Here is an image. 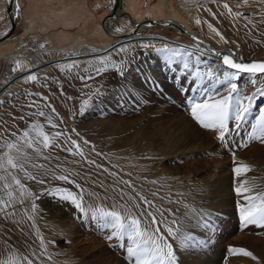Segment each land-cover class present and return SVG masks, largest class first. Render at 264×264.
Wrapping results in <instances>:
<instances>
[{
    "label": "rangeland",
    "instance_id": "374dc122",
    "mask_svg": "<svg viewBox=\"0 0 264 264\" xmlns=\"http://www.w3.org/2000/svg\"><path fill=\"white\" fill-rule=\"evenodd\" d=\"M166 1L177 6L176 0L133 2L140 12H144L146 8L162 6ZM225 1L233 2L230 3L231 9L235 7L232 14L219 3L207 1L206 5L202 3L204 6L194 5L191 16L199 19V25L204 27L212 24L220 33L216 35L218 38L227 37L221 40H228L231 49L237 47V59L264 58V4L260 0H249L247 4L243 0ZM121 2L117 6L120 13L113 17L109 15L113 0H86V7L95 14L109 39L118 37L109 35L104 26L107 19H111V26L122 29L124 33L130 26L137 27L130 21V18L137 21L135 14L130 12V6H121ZM17 4L19 12H22L26 0H17ZM236 12L242 15L236 17ZM225 17L231 24L221 32ZM3 22H9L6 15ZM79 22L71 26L57 23L44 32H27L24 20L19 19L12 32L0 40V55L3 57L0 64L4 70L3 75L0 74V143L4 139H15L12 133L19 136L32 122L43 124L46 132L63 133L57 142L59 146L44 150L40 156L32 155L25 165L27 171L43 179L44 184L26 178L18 170L12 172L34 195L21 197L18 186L12 184L13 196L18 199L5 212H0V261L11 257L19 264H27L26 257L33 264H131L126 247L118 246L115 239L109 241L106 236L110 230L103 228L97 219L81 213L70 201L45 194L46 190L54 187L78 194L85 207L115 208L123 213L121 206L141 203L140 209H133L134 213L139 214L145 209L155 211L139 201V195H143L162 209H172L171 212L165 211L164 215L169 222L176 220L173 227L191 233L202 242L199 246L184 248L180 247L178 240L170 238L177 250L179 264H225L233 255L230 248L246 249L253 255L264 252V224L242 223L238 204L246 203L243 200L246 194L238 195L232 182L237 175L234 169L242 164L250 166L246 174L257 169L264 177V143L249 138L260 109L264 108V96L255 97L253 107L239 129H236L234 120L229 121L232 131L221 142L213 131L204 129L192 118L189 104L190 100L202 102L209 95L215 99L226 94L228 85L217 83L223 80L224 73L217 61L195 52L191 57L168 59L154 47H143L137 44V40L134 43L129 41L132 37L125 39L122 35L119 41H114L115 45L109 40L102 53L123 68V76L111 65L102 72L89 74L87 67L91 62L87 64V61L69 63L79 66L62 70L61 66L67 65L68 61L85 59L90 55L71 53L75 56L68 57L66 52L49 51L43 41L53 32L65 35L81 33ZM146 24L150 25L149 22ZM5 29L0 30V35ZM144 34L151 36L142 40L155 36L157 40H165L164 44L182 50L193 45L187 36L163 25L154 24L144 30ZM231 35L242 38L240 43ZM4 40H11V43L4 44ZM19 41L23 43L24 51L14 50ZM35 42L43 45L42 51L32 48L31 44ZM84 44L99 49V43ZM122 47L127 50L119 51ZM198 55L199 63L196 60ZM11 56L20 62L19 67L14 68L13 59H5ZM185 59L188 68L184 67ZM196 71L201 75L196 76ZM209 71L215 76L209 77ZM14 72L19 74L14 78L18 81L11 87L8 82L16 75L13 76ZM27 74L35 75L37 79L27 80ZM252 79L256 78L241 74L235 81L242 95H251L261 86L260 81H264V77H260L253 85ZM97 90L98 96L95 95ZM89 97V105L81 112L82 102ZM52 108L55 112L51 111ZM41 110L45 117L36 115ZM49 115L57 125L55 128L47 124ZM21 116L24 119H20ZM186 116L191 120L190 125L182 128L178 123L182 118L187 120ZM69 137L80 145L82 156L74 154L75 150L65 151L66 147H72L66 143ZM171 141H174V146L169 154ZM111 150L119 155L154 160L145 173L149 181L140 180L139 183L134 181L136 179H128L121 165V168L119 165L115 167L110 159L103 158ZM156 156H163L161 162L154 163ZM34 164L43 167H33ZM168 172L183 176L178 183L171 185L176 188L167 187ZM4 175L0 171V176ZM59 175H67L68 181L56 179ZM151 180L156 183H151ZM6 182L11 184V175L7 180H0V199L5 201L8 199L4 188ZM152 193L158 194L153 196ZM37 196L38 199L35 198ZM161 230L164 231L163 228ZM41 237L44 247H41Z\"/></svg>",
    "mask_w": 264,
    "mask_h": 264
},
{
    "label": "snow or ice",
    "instance_id": "6c2138e0",
    "mask_svg": "<svg viewBox=\"0 0 264 264\" xmlns=\"http://www.w3.org/2000/svg\"><path fill=\"white\" fill-rule=\"evenodd\" d=\"M215 2V0H213ZM264 4V0H260ZM244 4L249 3V0H243ZM223 7L228 10L229 14H232V9L229 7L228 3H224ZM17 10H19V4H17ZM209 11H211L209 9ZM215 15V14H213ZM236 17H240L242 13L236 12L234 14ZM197 24H200L199 19L196 20ZM208 27L212 29L217 35H220L218 30H216L212 24H208ZM122 29L117 28L116 31H121ZM193 37V40H196ZM223 39V37H221ZM227 43V41H225ZM143 47H149V45H142ZM43 47V45H41ZM155 51L163 52L168 59L176 57H191L194 55L193 52L188 50H182L180 48L171 47L168 44H164L162 47L156 48ZM193 47L199 51L200 45L195 44ZM126 48H120L119 51L124 52ZM203 55V53H201ZM215 55L217 57L222 56V62L231 71H225L223 73V80L217 81L219 84H227L226 94L213 99L211 95L206 100L202 102H196L190 100L191 116L197 121L204 129L211 130L215 133L216 138L224 142L226 137L230 134L232 129L229 127V121H235L236 129H239L241 122L245 119L246 115L253 107V101L257 95L264 96V81H260L261 86L256 88V91L251 95L244 96L240 93L238 83L235 81L241 74H249L252 79L251 83L253 85L258 83L260 77H264V61H251L249 63L243 62L241 58L239 61L233 59V53L222 55L221 52L216 51ZM101 68L96 69V71L102 72L106 70L109 65L115 67L121 76L124 75V70L120 65H116L111 62L110 57H100ZM197 63L200 61V56H196ZM17 66H20V62L17 61ZM74 64L62 65L63 69H72ZM184 67L188 68L189 64L185 59ZM14 71L16 69H13ZM196 76H200L201 73L196 71ZM209 77L215 76V73L209 71L207 73ZM35 75H29L27 80H36ZM207 94V89L205 90ZM95 95H100L99 90ZM218 95V93H217ZM47 100V97H44ZM91 97L86 99L81 104V112H83L87 105H89ZM247 101V103H245ZM55 112V109H51ZM40 117H45L44 111H39L36 113ZM20 119H24L23 116ZM47 124L55 128L57 125L53 123L52 117L49 115L46 117ZM61 132L49 133L44 130V125L39 122H32L28 127L19 135L16 136L12 133V136L16 137L13 140L4 139L0 143V149H4L0 152V171L5 173L4 176H0V180H7V176L11 175V184L5 183L4 188L7 191V201L0 199V212H5V210L10 207L16 199L13 196L12 184L18 186L21 197L25 194L27 196H33L25 186L21 183L15 175H12L14 170L23 172L25 177L31 180H35L40 184H44L43 179H39L36 175H33L27 171L25 165L28 163L32 155L40 156L43 151L52 147L59 146L58 139L62 136ZM250 139L259 140L264 143V108L260 109V115L257 119L256 125L253 126V131L250 134ZM66 143H70L72 147H66L65 151L74 152V154L83 155V150L76 140H72L70 137L67 138ZM87 143V141H85ZM245 147L247 145H244ZM31 150V153L29 152ZM94 163V161H92ZM33 167H43L42 165H33ZM250 170V166L242 164L234 169V171L239 175L241 171ZM58 180L68 181L69 177L67 175H59L55 177ZM128 183V182H126ZM152 183H156L153 181ZM247 182H242L240 187H237L235 191L238 195L242 193H251L252 188L244 187L243 185ZM79 187V186H78ZM45 194L52 195L58 199L65 201H70L81 213L88 215L90 214L92 218L97 219L103 228L109 229L110 234L106 236L109 241L115 239L117 245L120 247H126L127 258L131 261V264H179L177 250L174 244L170 242V238H175L179 241L180 247H195L199 246L202 242L195 239L191 233H185L179 227H173L176 225V220L172 219L170 222L165 217L164 212H171L172 209H162L155 205L153 201L147 199L143 195H139V201L143 205H147L148 209H155V211H149L145 209L144 211L136 214L133 209H140L141 203H133L129 206H121L123 208V213L120 210L112 209L107 210L104 207H85L83 204V198L78 194H74L67 189L54 187L51 190H46ZM158 193H152L153 196ZM35 198H39L38 196ZM243 200L246 201L245 204H238L240 219L244 225L248 224H264V192H258L252 195H243ZM32 209L36 210V205L33 203ZM194 212L195 210L192 209ZM7 215V213H5ZM31 219V217H29ZM164 229L162 231L161 229ZM125 239H127V244L125 245ZM41 247H44L43 237L40 238ZM54 243V242H53ZM230 253L242 254L244 256L251 257L256 260L257 257L253 255L252 252L246 249L230 248ZM27 264H33L30 259H27ZM0 264H19L18 261L13 260L11 257L4 261H0Z\"/></svg>",
    "mask_w": 264,
    "mask_h": 264
},
{
    "label": "bare ground",
    "instance_id": "6f19581e",
    "mask_svg": "<svg viewBox=\"0 0 264 264\" xmlns=\"http://www.w3.org/2000/svg\"><path fill=\"white\" fill-rule=\"evenodd\" d=\"M7 1L8 0H0V20L4 18V15H6L8 17V15L6 13ZM133 1L132 0H122L121 6H125L126 4L129 5L130 9H131L130 12L135 14V18H137L136 20L140 21L142 19V20H144V22L141 24L135 25L137 27H131L130 26L129 29L127 30V32L124 33L122 31H116L117 28H115V26L110 25L111 19H107L104 23V26H105V28L108 31L110 36L118 37L116 39L111 38V37H110L111 39H109L108 38L109 36L107 37V34L103 31L101 25L98 23V20L95 17V14H93L86 7V5H85L86 0H41V3H39V7L44 6L46 4H49V3H52L55 9H53V10L47 9L50 7V6H47V8H43L32 19H29V14L32 10L37 9V3L35 0H27V8L24 11V13H22V14H21V12H19V10H17V0H12L11 1L10 15L12 16L13 19H15L17 21L19 19L23 18L24 23H25V30L27 32L34 30V29H39L44 24H56V23L61 22L65 26L66 25L71 26L72 24L80 21L79 24H81L82 29H88V37H85L84 35H80V34H77L76 36H69V35L59 33V32L58 33L53 32L48 37V39H46V41H43V43L44 42L47 43L46 49H48L49 51L57 50V51H61V52H66L68 57H74L75 54L72 55L73 53H79V55H76V56L90 55V57L87 56V58L85 57V59L70 60L67 62L68 64L69 63H76V62L82 63V62H86V61L88 64V62H91L90 64H88V67H87V71L89 74H94L96 69L102 67L100 60H99L100 57H108L107 54L102 53L103 52L102 48L105 47L106 44L109 43L110 41H112L111 44H113L114 41L115 42L119 41L121 39V38L119 39V37L122 35L125 39H129L130 37H132L129 39V41L133 42V41L137 40L138 41L137 44L140 43L142 45L143 44L149 45V47H152L155 45L157 46L159 44L163 45L164 42H166V41L164 40V42H162L161 40H157L155 36L152 39L148 38V40H142V39H145V38L151 36V35L148 36L147 34H144V30H146L149 27H152L154 25L149 21L153 18V16H154L153 19H160V21H161L160 25H163L166 28L168 27L174 31H177V32L184 34L193 42V45H195V44L200 45L199 51H197L193 47V45H187L188 46L187 50H190V51L195 52L197 54L203 53V55L206 58H210L214 61H217L218 65L221 68H223L222 69L223 72L231 71L230 69H227L226 66L222 65V63L220 62V58L215 55V52L216 51L232 52L233 56H235L234 59H237L236 56L237 57L239 56L238 55L239 52L236 49L237 47L236 46L233 47L234 49L229 48L228 47V43H229L228 40H227V43L222 42L223 40L227 39V37H225L226 35L224 36L225 39L223 38V40H221V38H218L216 36L217 34L213 30H211V29L209 30L207 25H205V27H204L202 25L197 24L196 20L191 16V12L193 11V10H191V8L194 9V5L195 6L198 4L201 5L202 3L203 4H205V3L206 4H208V3H219L223 7V4L228 2V1L224 0L225 2L223 3V0H215V2H213V0H176V2H177L176 7L172 6L173 4L171 5L169 2L166 1L162 6H160V5L156 6L155 5L151 8L148 7L144 10V12H140L137 9V5L135 6L136 3H134ZM207 1H211V2L207 3ZM119 2H120V0H118L117 5L115 7V10L112 13L113 17L118 15L121 11V9L117 8ZM231 2L228 3L229 7H230ZM203 4H202V6H204ZM231 7H233V6H231ZM234 8L235 7H233L232 9H234ZM55 10L57 11L56 13H54ZM224 20H223L224 21L223 22L224 27L220 29L221 32H225V30H227L229 28L228 27L229 24H231V23H229V21L226 17L224 18ZM147 22H149L150 25L146 24ZM144 24H146V25H144ZM140 25H144V26H140ZM155 25H158V24H155ZM194 27L197 29L194 30ZM203 28H204V30H203ZM6 29L3 31V33L6 31ZM181 29H185V30L189 31L190 33L193 34V36L186 34ZM232 32H233V30H232ZM233 33H235V32H233ZM235 34H237V33H235ZM234 36L235 35H231L232 39ZM193 37H196L197 39L193 40ZM231 37H229V38L231 39ZM234 38L238 39V40L242 39L239 36H237V38L235 36ZM1 39L2 38H0V40ZM55 41L56 42L62 41V43L61 44H55ZM3 42H4V44H8V43H11V40H4ZM85 42L99 43V49L94 48L93 46H90V45H85L84 44ZM18 43H19V45L14 50L15 51H17V50L18 51H24L23 43L21 41H19ZM239 43H240V40H239ZM31 45L33 46L32 48L41 49V51H42V48H44V47H41V45L37 42L32 43ZM113 45H115V43ZM99 50H100V52H97ZM101 53H102V55H101ZM2 58L3 57L0 55V59H2ZM15 58L16 57H12V56L9 58L5 57L6 60H9V59L14 60ZM65 62H66V60H65ZM111 62H113L112 59H111ZM10 63L12 64L13 62H10ZM13 65H14V68H15V66H16V68L18 67L16 60H14ZM77 65L75 64V66H77ZM8 68H9V66H8ZM10 68L12 69V66H10ZM44 69H46V68H44ZM37 70L39 71V69H37ZM3 71L4 70H2V68H1L2 75H3ZM16 72L13 73V76L16 74ZM2 75L0 76V80L2 79L1 78ZM18 75L19 74H16L13 78H11L9 80L8 83H9V85L11 84V87H13L16 84V82L18 81V79H14ZM27 76H28V74L26 75V78H27ZM186 118H187V120L184 118L180 119V121L178 123L180 127H182V128H184V127L188 128L189 127L191 120L188 116H186ZM172 137H174V135H172ZM173 143H174V141L169 142V150H170L169 154L172 153L171 149L174 146ZM136 157H138V156L134 157V156H128V155H119L118 153H115L114 150L108 151V154L103 156L104 159H110L112 161L111 162L112 165H114L115 167L118 165H119L118 167H120V165H121L122 166L121 170L124 171L123 174H126L128 179H130V180H131V178H133V180L136 179L134 181H139V183H140V180L149 181V180H147L149 178L147 175L145 176V173H146V171H148V168L150 167L149 165L154 160H152L150 157L145 158V159H140V157L138 159ZM156 157H158V158H156L157 160H155L154 163H158V161L161 162V157H163V156H156ZM168 175H169V181L167 182V187L169 186L168 188H172V189L175 186L171 187V185L175 184L177 181L181 180V178L183 177V176H179V175H173L172 173L170 174V172H168ZM235 176H236L235 179L232 181L234 183L233 189H234V187H240L242 185V182H247L243 186L252 188V192L251 193H245L246 195H252V194H255V193H258V192H261L264 190V177H262V175L260 176L257 169H252L249 172V174H246V172L242 170L241 174L235 175ZM152 181L153 180H151L150 182L152 183ZM185 185H187V184H185ZM193 186H195V185H193ZM254 256L257 257L256 260H253L251 257L244 256L242 254H233V255L228 257V259H227L228 261L226 260L225 264H264V252L261 251V253H259L258 255H254Z\"/></svg>",
    "mask_w": 264,
    "mask_h": 264
},
{
    "label": "water",
    "instance_id": "95a60500",
    "mask_svg": "<svg viewBox=\"0 0 264 264\" xmlns=\"http://www.w3.org/2000/svg\"><path fill=\"white\" fill-rule=\"evenodd\" d=\"M11 1H12V0H8V1H7V4H6V13H7L8 18H9L8 27H7L6 31H5L2 35H0V38L3 37V36L9 35V34L12 32V30L14 29L15 23H16V21H17V20H15V19H13L12 16L10 15ZM117 2H118V0H113V5H112L111 9L109 10V15H111V14L114 12L115 7H116V5H117ZM130 21L133 22V23H135V25H138V24H141V23L144 22V20H142V19H141L140 21H134V20H132L131 18H130ZM149 21H150L152 24H158V25L161 24V23H160V22H161L160 19H151V20H149ZM181 30H182L183 32H185L186 34H188V35H190V36H193V34L190 33L189 31H187V30H185V29H181ZM110 46H111V45H110ZM110 46H109V47H110ZM221 53H222V55H224V54H228L229 52L222 51ZM219 58H220V61H221L222 65H224L223 62H222V56L219 57ZM233 59H234V58H233ZM236 60H238V59H236ZM238 61H239V60H238ZM251 61H264V58H250V59L243 60V62H245V63H249V62H251ZM224 66H225V65H224Z\"/></svg>",
    "mask_w": 264,
    "mask_h": 264
},
{
    "label": "crops",
    "instance_id": "0c3cea01",
    "mask_svg": "<svg viewBox=\"0 0 264 264\" xmlns=\"http://www.w3.org/2000/svg\"><path fill=\"white\" fill-rule=\"evenodd\" d=\"M35 1H36V3H37V9L32 10V11L30 12V14H29V19H32V18H33L37 13H39L43 8H47V6H50V7L47 8V9H52V10L55 9L52 3H49V4H46V5H44V6H40V7H39V3H41V0H35ZM41 7H42V9H41ZM26 8H27V0H26V5H25V7L23 8V11L21 12V14L24 13V11L26 10ZM56 12H57V11L55 10L54 13H56ZM25 13H26V12H25ZM4 19H5V15H4V18L0 20V30L5 29V28L7 27V25H8L7 22H3ZM22 19H23V18H22ZM1 22H3V24H2ZM59 23H60L61 25H63L61 22H59ZM56 24H57V23H56ZM52 25H55V24H44V25L41 26L39 29H34V30H31V31H28V32H33V31L44 32V31L48 30ZM80 31H81V33H77V34L84 35L85 37H86V35L88 34V29H82V26L80 27ZM77 34H75V35H69V36H76ZM50 35H51V33H50ZM50 35H49V36H50ZM61 43H62V41H57V42L55 41V44H61Z\"/></svg>",
    "mask_w": 264,
    "mask_h": 264
},
{
    "label": "built area",
    "instance_id": "2783aa9c",
    "mask_svg": "<svg viewBox=\"0 0 264 264\" xmlns=\"http://www.w3.org/2000/svg\"><path fill=\"white\" fill-rule=\"evenodd\" d=\"M0 74H1V64H0Z\"/></svg>",
    "mask_w": 264,
    "mask_h": 264
}]
</instances>
